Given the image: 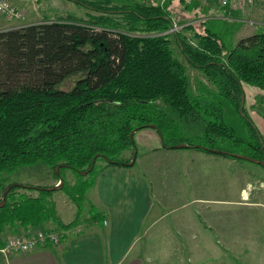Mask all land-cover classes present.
I'll list each match as a JSON object with an SVG mask.
<instances>
[{
  "label": "trees",
  "instance_id": "trees-1",
  "mask_svg": "<svg viewBox=\"0 0 264 264\" xmlns=\"http://www.w3.org/2000/svg\"><path fill=\"white\" fill-rule=\"evenodd\" d=\"M71 1L96 14L45 17L0 29V175L40 161L59 166L54 175L64 180L60 190L80 214L102 167L99 161L126 165L136 148L131 132L150 123L167 147L187 143L264 159V137L245 105L240 113L243 83L262 90L253 108L264 105V26L229 50L203 27L204 20L200 31L191 24L166 33L175 23L168 8L172 0L167 6L145 0ZM177 1L185 4L186 15L188 3ZM173 35L180 53L215 93L209 88L191 98L187 65L174 49ZM72 78L74 84L63 87ZM214 94L229 100L247 121L249 138L224 122L223 103ZM65 168L76 172L75 182L61 173ZM54 193L12 187L0 208V229L19 232L48 220L62 225Z\"/></svg>",
  "mask_w": 264,
  "mask_h": 264
},
{
  "label": "crops",
  "instance_id": "crops-1",
  "mask_svg": "<svg viewBox=\"0 0 264 264\" xmlns=\"http://www.w3.org/2000/svg\"><path fill=\"white\" fill-rule=\"evenodd\" d=\"M15 2L20 7H29L30 11L36 8L30 5L31 0ZM263 2L257 0L248 11ZM16 19L0 17V29L22 26L39 17L27 22ZM243 86L246 90V83ZM135 135L142 146L136 161L122 166L103 163L87 191L82 215L63 191L65 198H54L62 225L48 220L19 232L0 229V245L18 234L40 230L59 236L56 243L38 244L30 251H15L6 257L0 255V264H239V251L243 252L241 264H264V224L256 232L246 234V240L253 243L249 248L241 245L242 241L237 242L239 233L233 220L238 212L222 214L215 209L207 214L208 206H205L208 200L222 205L243 203L249 216L261 220L264 188L252 190L244 202L226 197L193 199L187 196L192 192L190 188L206 186L221 196L223 186L226 195L240 170L249 174L252 182H264V173L240 162L238 165L236 158L222 153L193 147H165L156 128L149 132L137 130ZM127 152L123 154L125 157ZM168 155L183 159L176 160L178 165L173 167L161 162ZM154 158L160 162H153ZM59 201L67 210V217H63ZM176 208L182 211L177 217L174 216ZM92 212L97 213L96 218L91 217ZM192 217L199 225L197 229L190 228Z\"/></svg>",
  "mask_w": 264,
  "mask_h": 264
},
{
  "label": "rangeland",
  "instance_id": "rangeland-1",
  "mask_svg": "<svg viewBox=\"0 0 264 264\" xmlns=\"http://www.w3.org/2000/svg\"><path fill=\"white\" fill-rule=\"evenodd\" d=\"M12 4L14 3L17 8L22 10L23 17H19V22H27L32 21L33 17L36 16L39 17L35 22H40L45 17H56V16H64L68 14H75L82 17H87V14L94 15L96 14L94 10L86 7H82L79 3H74L71 0H31L30 5H36V8L34 11L30 8L24 6L20 7L16 4L15 0H9ZM147 2H160L163 3L165 6L168 5V2L170 0H145ZM171 5L168 7L170 12L172 13L176 25V31H169L173 32L174 34L177 33L179 30H182L184 26L195 24L197 26V31L202 30L200 23L202 20L205 22L202 24L204 28L208 29L209 31L216 33L222 43L224 44L226 49H231L236 46L238 41L248 35H251L253 33H250L251 31H255L257 29H262L264 26V2L263 4H259V7H254L252 11H248L250 9H242V10H235L230 8L222 7L217 1L215 0H185L187 11L186 15L183 14L184 5L180 3L177 0H172ZM13 4V5H14ZM77 4V5H76ZM14 5V6H15ZM15 6V7H16ZM1 18H7L12 19L10 17H5L3 15H0ZM199 17V18H194ZM181 21L183 24H180ZM30 23V22H29ZM25 23V24H29ZM31 23H34L33 21ZM24 24V25H25ZM11 28V27H9ZM172 29V28H171ZM170 29V30H171ZM258 30V31H259ZM168 32V31H166ZM172 44L174 46V49L178 55V57L187 65L188 74L190 78V84H189V94L191 98H194L195 95H200L205 92V90H212L214 93V86L211 85L207 78H205L199 71L193 69L187 59L184 58V56L180 53L178 49V45L175 41V35L171 37ZM75 79L72 78L67 81L63 87L69 88L74 84ZM210 88V89H209ZM252 90V91H251ZM245 91V108L248 111V114L250 115L252 121L254 122L253 125L257 127L259 133L264 137V112L262 113V110H264V105H256V109L253 108V104H256L257 102V96L258 94L262 93V90L258 87L251 86L249 84H246V90ZM215 97H217L216 94H214ZM200 97V96H199ZM204 97V96H203ZM217 100L221 101L223 103V110H224V122H226L230 127H232L236 133L237 136L243 137V138H249L250 131L247 125H245L244 122H247L244 120L236 110V108L232 105V103L224 99L222 97H217ZM153 128L146 127L143 128L140 131H152ZM190 136V134H188ZM135 135L136 140V149L141 152L142 146L138 143V139ZM193 141L195 142H201L206 143L205 140L201 138H196L193 136ZM239 153V152H238ZM128 156L130 155V152H127ZM126 156V157H128ZM231 157V156H228ZM234 158V157H231ZM182 156H173L168 155L166 156L161 162L168 163L172 165L173 167L178 165V162L176 160L182 161ZM235 161L236 164H246L248 166L259 168L264 173V167L261 165L248 161L236 158ZM100 165L105 163L104 160H100ZM153 162H160V159L154 158ZM57 167H52L48 165L47 163L40 161L34 165L29 166H21L18 167L16 170H14L11 173H3L0 175V190L2 192V187L5 185L7 187L10 184H28V185H46V186H53L59 184L60 181H58L56 178L54 179L55 175L54 173H58ZM61 173L66 176L67 180L70 183L75 182V175L76 172L71 169H62ZM53 180V181H52ZM262 189L264 188V182H252V178L249 176V174H246L244 170H240L237 174L236 178L234 179L233 185L228 190V193L224 195L223 193V186L220 188L222 196L219 192H216L213 188L210 186H206L201 189L197 188H190L192 192H189L187 194L188 198H196V197H203L206 199H217V198H227V199H235L239 200V202H244V200L247 197V194L254 190V189ZM19 192H22V190H19ZM56 193L52 196L54 199H59L63 196L65 198V195L63 191L60 189L58 191H55ZM264 193V190L262 191ZM2 198V195L0 197V200ZM210 201L207 205V214L211 211H214L215 209L220 210L222 214H234L235 212H238V217L235 216V219L233 220V226L236 228L237 232L239 233L237 242H241V245H247L249 248L253 247V243L251 241L246 240V234L249 232H256L257 229L261 228L264 224V218H257L256 220L249 216V210L243 203H239L238 205H222L223 203H216V200H208ZM60 211L63 215V217L68 216L67 210H64L62 208L63 203L61 201L58 202ZM249 205V204H248ZM250 206V205H249ZM83 212V210H82ZM82 212L80 215H82ZM182 214V211L179 209L174 210V216L177 217ZM196 218H191L192 220L190 228L191 229H197L198 224L194 223V220ZM225 221V218L222 219ZM182 229V227L178 228ZM258 238V236H256ZM242 246V248H243ZM238 253V251L236 252ZM242 251H239L240 255V263L242 261ZM227 257H229V254H226Z\"/></svg>",
  "mask_w": 264,
  "mask_h": 264
},
{
  "label": "built area",
  "instance_id": "built-area-1",
  "mask_svg": "<svg viewBox=\"0 0 264 264\" xmlns=\"http://www.w3.org/2000/svg\"><path fill=\"white\" fill-rule=\"evenodd\" d=\"M223 3H226L227 0H222ZM233 6H243L252 0H230ZM0 9L5 10L9 9V4L6 1H0ZM12 10V9H11ZM59 236L57 233L52 231H36L33 233H23L18 234L9 238L5 244L0 245V255L5 257L11 254L12 252H27L35 248L38 244L45 246L51 242H58Z\"/></svg>",
  "mask_w": 264,
  "mask_h": 264
},
{
  "label": "water",
  "instance_id": "water-1",
  "mask_svg": "<svg viewBox=\"0 0 264 264\" xmlns=\"http://www.w3.org/2000/svg\"><path fill=\"white\" fill-rule=\"evenodd\" d=\"M244 102H245V96L242 95V102H241V110H240V113L243 114V106H244ZM251 120V119H250ZM148 127H152V128H156L157 129V125L154 124V123H150L147 125ZM135 131L136 130H133L130 134L131 136V139L133 140L134 138V134H135ZM162 136V140H163V146L167 147V144L164 140V137L163 135ZM191 145L190 144H187V143H180V144H176V145H173V147H190ZM200 147V146H198ZM205 149H207L206 147H204ZM211 151H214V152H218V153H224V154H227L231 157H234V158H239V159H243V160H248V161H251V162H254V163H257L259 165H261L262 167H264V159H257V158H254V157H251V156H248V155H245V154H240V153H231V152H227V151H224V150H220V149H215V148H210ZM137 149L135 148L134 149V153L132 155V159L130 162H128L127 164H134V162L136 161L137 159ZM95 162H96V158L93 159L92 161V164H91V167L89 170H92L94 165H95ZM57 171H59V167H57ZM82 174H87L88 171H80ZM63 178L61 177L60 178V182L59 184L57 185H53V186H47V187H40V186H32V185H28V184H10L8 185L4 192H3V196H2V200L0 201V208L5 204L6 202V197H7V194L9 192V190L14 187V186H22L24 188H35V189H43V190H48V191H55V190H59L63 187L64 185V182H63Z\"/></svg>",
  "mask_w": 264,
  "mask_h": 264
},
{
  "label": "bare ground",
  "instance_id": "bare-ground-1",
  "mask_svg": "<svg viewBox=\"0 0 264 264\" xmlns=\"http://www.w3.org/2000/svg\"><path fill=\"white\" fill-rule=\"evenodd\" d=\"M1 1V0H0ZM3 1H6L8 2L9 4V9H5V10H2L0 9V15H3L5 17H10L12 19L14 18H19V17H23V12L22 10H20L19 8L15 7L9 0H3ZM217 1L222 7H225V8H230V9H235V10H242V9H246V8H249L251 6H254L257 2V0H252L251 2H248L246 3L245 5L243 6H233V4L231 3L230 0H227L226 3H223L222 0H215ZM12 9V10H11ZM176 31V25L173 23V26H172V29L169 30V31ZM168 31V32H169ZM167 33V32H166ZM177 34V33H175ZM60 179V178H59Z\"/></svg>",
  "mask_w": 264,
  "mask_h": 264
}]
</instances>
